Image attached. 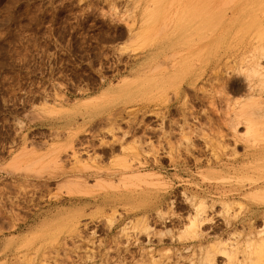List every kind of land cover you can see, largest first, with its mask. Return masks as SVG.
I'll list each match as a JSON object with an SVG mask.
<instances>
[{
	"label": "rangeland",
	"instance_id": "1",
	"mask_svg": "<svg viewBox=\"0 0 264 264\" xmlns=\"http://www.w3.org/2000/svg\"><path fill=\"white\" fill-rule=\"evenodd\" d=\"M182 10L204 26L172 31ZM254 18L264 0H0V264H250L249 241L264 250ZM125 77L140 81L105 93Z\"/></svg>",
	"mask_w": 264,
	"mask_h": 264
},
{
	"label": "bare ground",
	"instance_id": "2",
	"mask_svg": "<svg viewBox=\"0 0 264 264\" xmlns=\"http://www.w3.org/2000/svg\"><path fill=\"white\" fill-rule=\"evenodd\" d=\"M156 2H157V0H155ZM154 6H153V8H145L144 9V12H143V14H142V16H141V23L139 24V27H140V31L139 32H141V33H144L145 31H147L149 28H151L150 26H151V24H153V22L156 20V18H157V16L159 15V10H158V6L156 5V3L155 4H153ZM185 11V12H184ZM182 10L181 11V13H179V14H177L174 18H173V22H174V24L172 25V31H181L182 33H183V30H186L187 29V27L188 26H190V24H191V26L192 25H194V28H192V29H201L203 26H204V19H198V17L199 16H194L193 18V20L192 21H187V19H186V16H187V11L186 10ZM255 19L256 18H254L253 19V22L252 21H250L251 22V24L250 25H253V26H255V29H256V32L255 31H253L254 32V34L256 33L257 34V36L259 37L258 39H260V37L262 38V37H264V27H263V24L262 23H260L261 21H257V22H254L255 21ZM247 21H249V20H247ZM245 23H246V21H245ZM248 24V23H247ZM249 25V26H250ZM189 28V27H188ZM249 28V27H248ZM191 29V30H192ZM252 29H253V27H252ZM251 29V30H252ZM187 30H189V29H187ZM149 31V30H148ZM147 31V32H148ZM141 33L139 34L140 36H141ZM173 33V32H172ZM181 33V34H182ZM138 34V33H137ZM146 34V33H145ZM175 34V33H174ZM173 34V35H174ZM178 34H180V33H178ZM144 35V34H143ZM139 36V37H140ZM179 37H181V35H178ZM174 37H175V35H174ZM263 48H264V46H263ZM262 56V55H261ZM180 59V58H179ZM185 63H186V58L184 57L183 59H180V60H177V61H175L173 64H172V67H171V70L173 71V75L174 74H176V72L178 71V70H181V68H183L184 66H185ZM183 66V67H182ZM252 72H254V74H255V72L256 73H259V75L260 76H262V78L263 79H261V83L262 84H264V70L262 69V70H259L258 68L255 70V71H252ZM125 79V81H122L121 83H120V85L117 87V88H105V89H103V90H106L105 91V93H108L110 90H121V91H123V90H125L127 87H131V86H136L137 84H138V82L140 81V79L139 80H137V79H133V80H130V79H127V77H125L124 78ZM104 93V94H105ZM102 94H100V95H98L97 97H100ZM96 96H93V97H86V98H84L83 100H81V103L80 104H83V105H86V104H88L89 102H91V100L92 99H94V98H97ZM255 102V101H254ZM253 102V103H254ZM253 103H249V104H246L247 105V107H248V105L249 106H252L251 104H253ZM256 103V102H255ZM254 103V104H255ZM255 107V106H254ZM245 109H247V108H245ZM252 109V108H251ZM244 112V111H243ZM249 113H251L252 112V110L251 111H248ZM240 113H242V112H240ZM244 113H246L247 114V112L245 111ZM254 112H252L251 114H253ZM250 114V115H251ZM254 115V114H253ZM242 116V115H241ZM245 115H243V117H244ZM246 117H247V115H246ZM253 117V116H252ZM251 116H248L247 117V119H246V121H245V125H247V129H248V133H250L252 136H254V137H258L257 139H264V129H263V127H258L256 124V120H253V118H252ZM256 117V116H255ZM244 119V120H245ZM264 124V123H263ZM246 132V131H245ZM250 135V136H251ZM249 136V137H250ZM251 136V137H252ZM254 137H252L253 139H254ZM256 139V138H255ZM263 141V140H262ZM76 160V159H75ZM259 185V184H258ZM255 189V188H254ZM226 201V200H225ZM203 203H202V201H201V203H199L198 202V204H196V206H195V212H194V216H192L191 218H192V220H191V222L196 218V217H198V215L199 214H201L199 211H201V209H202V205ZM202 211H204V210H202ZM262 231H264V230H261V231H259V230H257L256 232H262ZM250 232V231H249ZM250 235H251V233H249ZM258 234V233H257ZM249 235V236H250ZM253 235V234H252ZM251 235V236H252ZM260 235V234H259ZM250 236V237H251ZM264 236V235H263ZM251 238H254V237H251ZM258 238H260V237H258ZM254 239H256V237L254 238ZM253 239V241H249L250 243H248V245L251 247V249L249 250L248 249V253H247V255H245L246 257L245 258H247V260L249 261V263L250 264H253L252 262H254V261H252L253 260V254H255L256 253V255H257V257H258V259L260 260V262H262V264H264V250H262L261 249V243H260V239L258 240H254ZM249 239H247V241H248ZM261 240L263 241L264 240V237H263V239H262V237H261ZM210 243V242H209ZM215 243L216 242H211V245L210 246H212L213 244L215 245ZM264 246V245H263ZM213 247V246H212ZM248 247V246H247ZM249 247V248H250ZM262 248H264V247H262ZM234 249H235V247H234ZM227 250H229V249H227ZM237 250V248L234 250V251H236ZM258 250V251H257ZM206 251L207 250H204V254L206 253ZM211 251V250H210ZM232 252H233V250H231ZM230 251V252H231ZM231 252V253H232ZM234 254L236 253V252H233ZM233 253H232V255H233ZM209 254H210V252H209ZM228 254V253H227ZM208 255V252L206 253V256ZM205 256V257H206ZM234 256H231V257H229V259H231V258H233ZM235 257H236V255H235ZM207 259V258H206ZM236 259V258H235ZM256 259V258H255ZM259 260H257L258 262L257 263H260L259 262ZM245 262H247V261H245ZM234 263H235V261H234ZM232 264V263H231ZM245 264H247V263H245Z\"/></svg>",
	"mask_w": 264,
	"mask_h": 264
}]
</instances>
